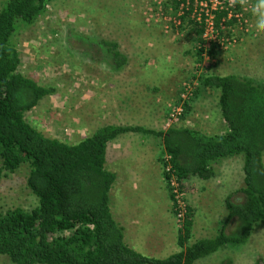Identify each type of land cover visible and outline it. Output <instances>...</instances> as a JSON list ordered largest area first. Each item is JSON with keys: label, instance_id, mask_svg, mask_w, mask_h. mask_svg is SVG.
Masks as SVG:
<instances>
[{"label": "rangeland", "instance_id": "obj_1", "mask_svg": "<svg viewBox=\"0 0 264 264\" xmlns=\"http://www.w3.org/2000/svg\"><path fill=\"white\" fill-rule=\"evenodd\" d=\"M220 2L222 11L230 7L228 0ZM1 3L2 0L0 8ZM177 3L180 0H55L35 25L21 27L14 37L22 57L21 71L56 89L28 112L26 119L43 133L70 144L111 123L158 131L176 124L208 135L226 133L220 89L200 87L198 78L202 74H235L264 80V34L255 32L254 17L249 11L230 8L242 13L247 23L228 24L229 19L222 18L224 28L219 29L217 42L220 45L211 55L212 47L204 49L199 45L196 27L191 24V20L196 21L197 4L189 10L191 20L183 21V11ZM222 11H215V23ZM102 38L116 40L128 55L129 62L121 71H112L103 58L94 57L93 50L85 47ZM77 39L83 42L80 44ZM198 50H202L200 62ZM186 99L191 110L185 115ZM124 135L110 144L107 168L125 180L128 175L135 179L139 165H151L145 173L158 181V172L163 169L151 159L163 151L161 140L140 133ZM136 153V162L120 155ZM215 169L216 177L210 180L192 178L185 193L173 182L167 186L171 195L176 196L179 191L176 200L184 206L187 199L194 212L190 243L217 235L227 216L225 199L244 187L242 157L224 159L215 164ZM27 175L26 166L15 172L4 171L0 180V212L17 207L30 211L38 205L27 185ZM139 179L136 185L145 202H150L155 192H159L160 200H165L164 188L154 192L151 178L141 175ZM175 217L182 228L183 223ZM179 250L177 244L174 251ZM227 259L231 260L229 264H264V227L257 229L244 246L221 249L194 264H222ZM0 264L14 263L0 255Z\"/></svg>", "mask_w": 264, "mask_h": 264}, {"label": "trees", "instance_id": "obj_2", "mask_svg": "<svg viewBox=\"0 0 264 264\" xmlns=\"http://www.w3.org/2000/svg\"><path fill=\"white\" fill-rule=\"evenodd\" d=\"M54 1L1 3L0 180L4 171L15 172L26 166L27 185L38 205L30 211L17 207L0 212V255L14 264H194L221 249H238L247 244L252 234L264 227V80L235 74L199 76L200 87L221 91L220 110L227 125V132L221 135L176 124L165 131L108 124L78 143H67L43 133L26 119V114L56 89L21 71L22 57L14 41L21 27L35 25ZM240 7L237 4L238 10ZM190 13L185 11L181 19H189ZM227 14L218 13V26ZM191 21L200 45L202 26ZM235 22L233 18L228 24ZM219 45L213 44L209 54L215 55ZM85 47L93 50L94 57L103 58L114 72L129 62L116 40L102 38ZM201 53L202 50L197 51L199 62ZM190 105L186 99L185 115L191 110ZM127 133L161 140L163 151L158 160L162 175L167 185L175 180L184 193L192 178L210 180L217 174L215 164L242 157L244 187L225 199L227 216L216 236L190 243L194 212L186 199L178 239L180 251L166 258H154L126 243L124 229L111 210V190L117 175L106 167V161L110 142ZM171 197L176 216L179 204L174 194ZM230 262L227 259L222 264Z\"/></svg>", "mask_w": 264, "mask_h": 264}, {"label": "crops", "instance_id": "obj_3", "mask_svg": "<svg viewBox=\"0 0 264 264\" xmlns=\"http://www.w3.org/2000/svg\"><path fill=\"white\" fill-rule=\"evenodd\" d=\"M114 112L115 109L113 108V113ZM111 124L117 125L119 123ZM123 136L125 135H120V137L110 142V144L117 143V141H119V139ZM110 144L108 145L107 156ZM120 155L124 157L123 159L131 157L130 159L132 161L135 160L136 162L139 160V155L137 153L135 155ZM120 155L119 157H121ZM154 159L152 158L151 162L156 161L160 165L158 157L155 160ZM139 166L138 170L140 172H137L136 175H134L135 179L138 177L136 180L130 177V175H128V178L124 180V178L115 171L117 178L111 190V210L116 221L124 229L125 241L130 247L149 257L161 259L166 258L174 253H177L174 250L178 244L181 229L176 223V217L172 210V197L169 189H167L168 185L165 182L162 173H160L161 171L158 172L159 180L157 181L154 177L147 176L145 173V170H148L151 165L148 167L143 164ZM141 175H143L145 179L151 178L152 183L150 186L154 192L160 191L161 188L165 189V200H160L158 195L159 192H155L151 201L145 202L146 200L143 198L144 195L141 193L142 191L139 190L140 187L136 185V183L140 180L139 178ZM154 180H156L157 183H155ZM131 183L134 185L132 186ZM197 239L200 238H196V240Z\"/></svg>", "mask_w": 264, "mask_h": 264}, {"label": "built area", "instance_id": "obj_4", "mask_svg": "<svg viewBox=\"0 0 264 264\" xmlns=\"http://www.w3.org/2000/svg\"><path fill=\"white\" fill-rule=\"evenodd\" d=\"M221 1V0H220ZM219 0H180V5L178 8L182 10V15L185 14V11L191 10V7L193 8V5L197 4V15L194 14V19L198 24L202 26V34H201V46L204 49H209L213 46V44L217 43L219 41V34L220 30L224 27L222 26V22L217 25L215 23V11H222L224 10V7L222 6V2ZM230 8H237V5L235 7H229L226 11L228 12L227 17L229 21L233 18L236 19V21H239L241 23H247V20L243 17L242 13H239V11L230 10ZM181 15V16H182ZM197 16V17H196ZM180 17V16H178ZM177 17V18H178ZM175 18V19H177ZM180 23V21L178 22ZM175 183V187H178V184L175 180L172 181ZM180 195L179 191H176V197ZM179 208H178V222L183 223L184 217H185V208L183 204L179 202L177 199Z\"/></svg>", "mask_w": 264, "mask_h": 264}, {"label": "clouds", "instance_id": "obj_5", "mask_svg": "<svg viewBox=\"0 0 264 264\" xmlns=\"http://www.w3.org/2000/svg\"><path fill=\"white\" fill-rule=\"evenodd\" d=\"M230 7L237 4L249 11L254 17V29L258 34H264V0H228Z\"/></svg>", "mask_w": 264, "mask_h": 264}]
</instances>
